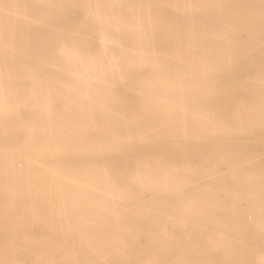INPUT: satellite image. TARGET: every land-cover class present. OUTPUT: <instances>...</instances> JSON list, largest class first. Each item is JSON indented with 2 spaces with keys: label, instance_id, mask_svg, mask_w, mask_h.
I'll list each match as a JSON object with an SVG mask.
<instances>
[{
  "label": "rangeland",
  "instance_id": "obj_1",
  "mask_svg": "<svg viewBox=\"0 0 264 264\" xmlns=\"http://www.w3.org/2000/svg\"><path fill=\"white\" fill-rule=\"evenodd\" d=\"M109 1L0 0V196L14 192L18 184L28 187L24 174L17 172L23 168L21 160L12 167L2 155L21 152L18 156L28 158L20 146L33 132L30 106L47 76L51 87L47 84L45 90L51 91L43 97H59L58 104L70 97L72 107L47 118L51 126L61 125L37 141L47 155L39 160L186 161L195 160L183 155L186 150L227 146L233 158L231 217L237 205L243 216L238 254L244 264H264V48L236 64L212 62L181 39L176 23L180 0ZM114 9L138 17L143 10L152 19L146 25L151 52L142 69L117 68L122 64L113 46L98 44L97 13ZM13 134L16 144L2 149ZM171 148L181 157L152 156ZM108 152L117 156L100 154ZM126 152L140 156L119 155ZM141 196L146 199L147 191ZM0 203L4 264L11 256L18 260L23 237L16 218L21 214L11 224V210ZM12 230L17 231L14 241ZM167 230L174 232L170 224ZM36 234L37 225L31 223L24 238ZM7 243L14 245V254L5 252ZM236 244L233 240L232 248Z\"/></svg>",
  "mask_w": 264,
  "mask_h": 264
},
{
  "label": "bare ground",
  "instance_id": "obj_2",
  "mask_svg": "<svg viewBox=\"0 0 264 264\" xmlns=\"http://www.w3.org/2000/svg\"><path fill=\"white\" fill-rule=\"evenodd\" d=\"M46 78L31 102V138L25 137L20 146L28 158L18 156L21 152L2 155L12 167L16 159L21 160L23 168L17 172L24 174L30 187L27 190L18 184L14 192L0 196L2 205L11 210V224L20 221L19 236L23 237L22 247H17L18 260L11 256L4 264H244L238 254L243 248V216L238 205L231 217L233 158L227 146L186 150L183 155L195 158L186 161L39 160L47 155L37 141L45 134L53 135L61 125L51 126L47 118L72 107L70 97L61 104L59 97L51 101L43 97L51 91L45 90L50 86ZM17 138L13 134L2 149L13 147ZM172 150L153 151L152 156L181 157ZM100 154L117 156L114 152ZM119 155L140 156L133 152ZM144 190L147 198L143 200ZM31 223L37 225V234L26 240ZM168 224L174 232L167 230ZM10 232L14 241L17 231ZM15 251L7 243L5 252Z\"/></svg>",
  "mask_w": 264,
  "mask_h": 264
},
{
  "label": "crops",
  "instance_id": "obj_3",
  "mask_svg": "<svg viewBox=\"0 0 264 264\" xmlns=\"http://www.w3.org/2000/svg\"><path fill=\"white\" fill-rule=\"evenodd\" d=\"M139 12L97 13L98 44L113 46L122 64L117 68L142 69L148 60L152 19ZM176 23L183 42L212 62L236 64L264 48V0H182Z\"/></svg>",
  "mask_w": 264,
  "mask_h": 264
}]
</instances>
